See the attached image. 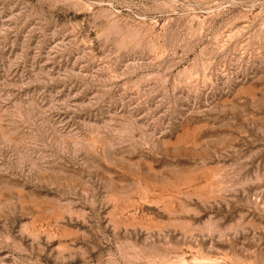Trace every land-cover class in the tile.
<instances>
[{"label": "rangeland", "instance_id": "1", "mask_svg": "<svg viewBox=\"0 0 264 264\" xmlns=\"http://www.w3.org/2000/svg\"><path fill=\"white\" fill-rule=\"evenodd\" d=\"M0 264H264V0H0Z\"/></svg>", "mask_w": 264, "mask_h": 264}]
</instances>
